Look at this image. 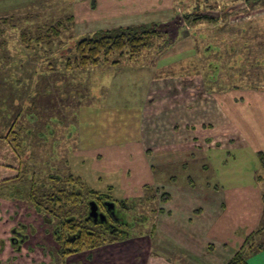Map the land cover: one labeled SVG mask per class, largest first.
<instances>
[{"label":"rangeland","instance_id":"rangeland-1","mask_svg":"<svg viewBox=\"0 0 264 264\" xmlns=\"http://www.w3.org/2000/svg\"><path fill=\"white\" fill-rule=\"evenodd\" d=\"M237 1L149 0L140 28L162 24L177 13L223 11ZM94 2L0 0V134L9 132L12 121L19 122L29 130L31 143L39 140L35 147L29 144L31 149H86L83 164L62 171L135 204L132 213L138 221L128 229L130 243L142 238L159 207L146 199L154 186L178 198L187 177L220 190L248 189L257 182L263 203L258 222L250 225L256 233L250 235L254 247L264 245V172L255 153L264 142L254 137L259 130L255 118L233 122L230 103H243L248 94L264 95V0L211 22L186 23L169 46L167 36L159 34L133 59L113 54L109 64L66 70L65 59L74 57L73 46L86 36L92 20L86 10L93 12L103 1ZM79 19L82 33L77 32ZM49 27L60 30L51 45L47 39L33 41L29 50L21 44V33L35 35ZM236 110L234 117L240 118ZM19 123L12 131H20ZM139 148L142 155L136 153ZM36 160L44 157L36 155ZM141 183L149 188L139 197L128 195ZM250 226L244 221L236 236Z\"/></svg>","mask_w":264,"mask_h":264},{"label":"flooded vegetation","instance_id":"flooded-vegetation-1","mask_svg":"<svg viewBox=\"0 0 264 264\" xmlns=\"http://www.w3.org/2000/svg\"><path fill=\"white\" fill-rule=\"evenodd\" d=\"M16 123L12 121L9 132L0 134V264H65L72 257H77L73 264H83L92 261L93 251L124 242L64 255L81 244L82 232L105 239L128 237V229L138 221L132 213L135 204L113 199L109 191L95 190L81 177L62 171L83 164L86 149H31L29 144L35 147L39 140L31 143L22 123L20 131H12ZM36 155L44 160H36ZM57 186L67 200L54 198Z\"/></svg>","mask_w":264,"mask_h":264},{"label":"crops","instance_id":"crops-1","mask_svg":"<svg viewBox=\"0 0 264 264\" xmlns=\"http://www.w3.org/2000/svg\"><path fill=\"white\" fill-rule=\"evenodd\" d=\"M102 1L93 12H87L85 9L86 16L92 20H89L86 26L84 32L86 36L80 38L103 29L140 26V16L149 13L146 7V2L148 3L149 0ZM162 10L160 9L159 12ZM153 11L150 10L154 14ZM82 20L79 19L80 23ZM78 26L80 28H77V32L82 29V23ZM241 97L240 95L239 99ZM246 98L243 103L228 101L232 103V108H235L233 122L244 124L248 123L250 118H255L254 122L259 130L254 137L264 142V95L258 94L253 97V94H248ZM223 109L229 107L224 106ZM236 109L241 115L240 118L234 117ZM259 152L264 155V147H257L255 153ZM136 153L142 155L143 151L139 148ZM146 167L145 172L148 169L147 164ZM170 181L175 183L174 178ZM255 183L256 185L248 189L233 187L220 190L218 186L209 183L196 185L187 177L183 188H180L178 198H173L164 191L163 187L151 186L150 189L153 187L154 194L147 196L146 199L149 203L157 201L159 207L155 211L152 210L153 216L144 226L142 238L133 241L134 243L125 240L122 243L100 248L92 252V261L81 262L83 264H227L243 245L245 238L256 231L253 228L255 226L250 225L258 222L263 199L260 186ZM146 185L148 184L141 183V189L127 193L132 197H139L143 188H149ZM249 189L252 190L244 191ZM244 221L250 228L243 236H236L237 231H241ZM74 262L67 260L65 264ZM247 263L264 264V250L251 254Z\"/></svg>","mask_w":264,"mask_h":264},{"label":"trees","instance_id":"trees-1","mask_svg":"<svg viewBox=\"0 0 264 264\" xmlns=\"http://www.w3.org/2000/svg\"><path fill=\"white\" fill-rule=\"evenodd\" d=\"M246 5L250 1L259 0H244ZM94 0H91V5H94ZM247 8V7H246ZM200 11V10H199ZM198 12L185 13L183 18L186 23L194 25L200 20H207L211 22L213 18L201 16ZM201 12V11H200ZM217 22V21H216ZM59 24V23H58ZM214 24V23H213ZM157 25H153L150 28H140V26L131 27H119L112 30H105L94 33L91 36L80 38L76 44L73 46L74 57L66 58L64 61V69L73 71H82L90 68H95L101 64H109V57L113 54H128L130 59L135 58L141 50L149 48L152 44V39L157 37L159 34H163L160 30L156 29ZM35 34V33H34ZM60 34L59 27H49L38 31L35 35L28 33L20 34L21 44L24 45L26 50H29L31 43L34 41L38 43L41 39H47V44L51 45L52 41L57 38ZM165 35V34H164ZM172 44L170 41H166V45ZM117 61L111 62V64H117ZM257 159L260 168L264 171V155L259 152L257 153ZM60 187H56L54 198L63 197L62 200H67V195L59 194L61 192L57 191ZM65 198V199H64ZM61 200V199H60ZM83 238L81 244L74 246L69 252L64 255L71 254L73 252H82L85 250L100 247L105 244H111L114 242H119L126 240L130 236H116L112 238H104L98 233L89 235L88 233L82 232ZM256 233L253 232V235ZM253 235H249L245 238L243 245L236 252L234 257L227 264H248L247 260L250 255L258 253L264 250V245H256L252 242Z\"/></svg>","mask_w":264,"mask_h":264},{"label":"water","instance_id":"water-1","mask_svg":"<svg viewBox=\"0 0 264 264\" xmlns=\"http://www.w3.org/2000/svg\"><path fill=\"white\" fill-rule=\"evenodd\" d=\"M247 7L246 2L244 0L237 1L230 5L229 7L225 8L223 11L219 10H207L199 12V15L211 17L213 19H218L220 16H223L229 12H235L239 10H243ZM185 26V21L181 14L177 13L168 21L159 24L156 26L157 30L162 31L163 33L167 34V40L170 42H174L179 34V30ZM165 27L163 30L161 28Z\"/></svg>","mask_w":264,"mask_h":264}]
</instances>
